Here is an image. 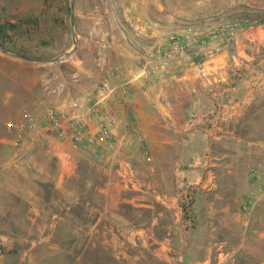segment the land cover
Returning <instances> with one entry per match:
<instances>
[{
  "label": "crops",
  "instance_id": "crops-1",
  "mask_svg": "<svg viewBox=\"0 0 264 264\" xmlns=\"http://www.w3.org/2000/svg\"><path fill=\"white\" fill-rule=\"evenodd\" d=\"M122 2L125 16L129 10L124 22L134 33L111 52L108 40L102 41L101 52L105 68L119 66L131 80L134 104L126 110L122 105L121 77L113 78V103L121 118H136L152 161L140 148L103 151L100 161L69 139H58L49 127L26 130L34 141L7 128L3 141L11 156L0 162L6 195L0 219L9 221L10 230L13 206L26 205V220L36 221L39 235L54 237L53 251L69 253L70 264H83L82 251L85 264H264V179L254 181L248 174V165L264 158L255 160L264 148L249 142L243 153L236 149L235 163H227L232 153L218 147L229 135L241 140L233 125L264 97V22L237 28L226 37L230 43L208 58H175L166 74L145 81L138 76L147 53L171 30L183 32L187 21L162 0ZM206 27L199 25L200 32ZM18 71H28L31 79L7 91L1 109L7 122H19L25 110L41 121L37 99L60 105L94 85L84 69H76L79 80L55 95L43 90L46 71ZM18 71L14 77H21ZM182 181L212 190L199 198L207 206L199 207L191 230L174 195ZM250 191L256 193L255 204L245 213ZM8 230L3 234H11Z\"/></svg>",
  "mask_w": 264,
  "mask_h": 264
},
{
  "label": "rangeland",
  "instance_id": "rangeland-1",
  "mask_svg": "<svg viewBox=\"0 0 264 264\" xmlns=\"http://www.w3.org/2000/svg\"><path fill=\"white\" fill-rule=\"evenodd\" d=\"M164 5L171 7L175 13L186 20V24L219 27L228 21H239L238 27L246 28L252 24L264 22V0H162ZM71 0H0V44L30 56L54 58L73 46L70 26ZM122 0H76V30L79 45L70 57L54 63H38L14 58L0 52V162L10 158L7 151L8 144L3 141L7 135L8 118L2 117L1 109L6 106L7 91L16 83L26 84L29 80L28 71H18L21 68L42 70L44 72L43 90L46 93L63 95L68 91L71 82H77L79 75L76 69H84L91 79L90 86L98 82L104 74L105 60L101 52L102 41L108 40L109 52L124 43V37L133 34L124 20L129 10L122 9ZM180 10V11H178ZM78 13V16H77ZM102 20L101 22L98 20ZM90 38L86 40L85 38ZM81 41V42H80ZM107 49V48H105ZM81 59L79 66L75 61ZM21 77H14L15 71ZM31 79V78H30ZM45 98V97H43ZM234 136L225 137L219 142L221 151L232 155L227 157V163H235L236 149L242 153L252 142L256 150L264 148V97L246 113L238 123L233 125ZM20 147V144L16 145ZM264 151V149H263ZM261 155L255 160H259ZM80 190L84 184L78 185ZM78 189V190H79ZM208 190H210L208 192ZM178 197L179 207L189 220L188 228L195 227L196 213L199 207L207 206L198 203L202 195H212L211 189L204 190L195 184L187 188L178 185L174 189ZM191 196V208L186 211L181 206L183 193ZM6 195L0 189V217L5 213ZM20 201V200H17ZM8 207V206H7ZM14 213L11 226L9 221L0 219V264H70L74 259L67 252L53 251L51 244L54 237H47L37 233L36 221L26 220L28 208L22 203L13 206ZM130 207L126 210L130 212ZM7 224V225H6ZM6 225V226H5ZM27 227V228H26ZM11 234L4 235L5 231ZM84 237H77L83 240ZM68 237L61 242L67 243ZM83 264L85 257L80 252ZM71 260V261H70ZM90 260V259H89Z\"/></svg>",
  "mask_w": 264,
  "mask_h": 264
},
{
  "label": "built area",
  "instance_id": "built-area-1",
  "mask_svg": "<svg viewBox=\"0 0 264 264\" xmlns=\"http://www.w3.org/2000/svg\"><path fill=\"white\" fill-rule=\"evenodd\" d=\"M239 25V21H228L222 26L206 27L204 32H200L198 25L187 23L183 32L171 30L163 42L147 53L138 77L149 81L166 74L175 58L212 56L230 43V37H226L233 34ZM201 36L204 38L201 39ZM225 38L226 43L223 42ZM114 77L123 79L125 98L122 105L126 110L134 104L130 91L131 80L124 79L121 67L110 66L105 68L103 77L85 95L71 97L60 105H53L45 98H39L37 103L43 109L41 121L32 112L25 110L19 122L9 121L7 127L15 130L19 138L27 136L30 141H34L35 136L24 135L26 130L37 132L43 126L49 127L58 139H69L74 148L91 152L100 161L105 159L103 151L140 148L145 160L151 162L144 133L136 118L132 115L121 118V110L113 103L116 92ZM248 174L254 181L263 180L264 158L249 164ZM181 185L184 188L189 186L183 181ZM262 190L259 187L258 191ZM255 195V191L247 194L242 205L245 213L251 212ZM180 200L181 206L189 211L191 196L184 192Z\"/></svg>",
  "mask_w": 264,
  "mask_h": 264
},
{
  "label": "water",
  "instance_id": "water-1",
  "mask_svg": "<svg viewBox=\"0 0 264 264\" xmlns=\"http://www.w3.org/2000/svg\"><path fill=\"white\" fill-rule=\"evenodd\" d=\"M70 26H71L73 46L69 51H66L54 58H43V57H38V56L26 55V54L11 50L1 44H0V52L8 56L19 58V59L26 60V61H32V62H38V63L60 62L70 57L72 54H74L79 45V39H78L77 30H76V0H71V3H70Z\"/></svg>",
  "mask_w": 264,
  "mask_h": 264
}]
</instances>
